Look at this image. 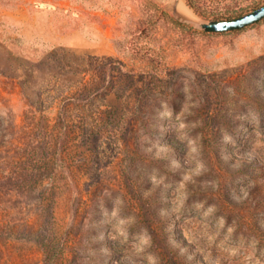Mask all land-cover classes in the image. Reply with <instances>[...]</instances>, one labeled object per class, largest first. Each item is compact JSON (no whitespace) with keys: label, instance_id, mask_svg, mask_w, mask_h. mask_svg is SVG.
<instances>
[{"label":"rangeland","instance_id":"rangeland-1","mask_svg":"<svg viewBox=\"0 0 264 264\" xmlns=\"http://www.w3.org/2000/svg\"><path fill=\"white\" fill-rule=\"evenodd\" d=\"M185 1L0 0V264H264V18L186 22L264 0Z\"/></svg>","mask_w":264,"mask_h":264},{"label":"water","instance_id":"water-1","mask_svg":"<svg viewBox=\"0 0 264 264\" xmlns=\"http://www.w3.org/2000/svg\"><path fill=\"white\" fill-rule=\"evenodd\" d=\"M263 18L264 5L232 18H215L199 22L186 20V22L204 31L223 32L241 29L260 21Z\"/></svg>","mask_w":264,"mask_h":264},{"label":"bare ground","instance_id":"bare-ground-1","mask_svg":"<svg viewBox=\"0 0 264 264\" xmlns=\"http://www.w3.org/2000/svg\"><path fill=\"white\" fill-rule=\"evenodd\" d=\"M172 5L176 8V10L184 16L195 17L194 11L188 6L185 0H174Z\"/></svg>","mask_w":264,"mask_h":264},{"label":"trees","instance_id":"trees-1","mask_svg":"<svg viewBox=\"0 0 264 264\" xmlns=\"http://www.w3.org/2000/svg\"><path fill=\"white\" fill-rule=\"evenodd\" d=\"M189 3H190V5H192V7L196 8L197 10L200 8V5L198 4V2L196 0H189ZM168 16H169V18L171 19L172 22L179 23V24H182L183 25V23L178 22L171 15H168ZM214 18H219V17H214Z\"/></svg>","mask_w":264,"mask_h":264}]
</instances>
